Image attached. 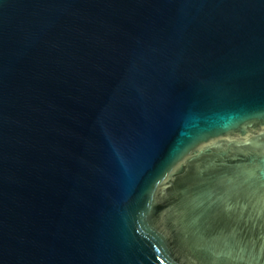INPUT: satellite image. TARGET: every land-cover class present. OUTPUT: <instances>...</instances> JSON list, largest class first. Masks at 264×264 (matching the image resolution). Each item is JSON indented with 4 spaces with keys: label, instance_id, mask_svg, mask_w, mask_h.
<instances>
[{
    "label": "water",
    "instance_id": "obj_1",
    "mask_svg": "<svg viewBox=\"0 0 264 264\" xmlns=\"http://www.w3.org/2000/svg\"><path fill=\"white\" fill-rule=\"evenodd\" d=\"M0 264H264V0H0Z\"/></svg>",
    "mask_w": 264,
    "mask_h": 264
}]
</instances>
